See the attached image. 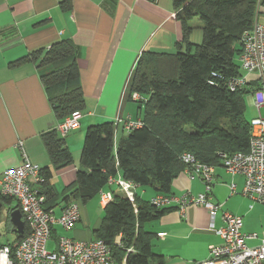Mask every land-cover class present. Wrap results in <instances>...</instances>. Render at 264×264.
<instances>
[{
	"label": "trees",
	"instance_id": "1",
	"mask_svg": "<svg viewBox=\"0 0 264 264\" xmlns=\"http://www.w3.org/2000/svg\"><path fill=\"white\" fill-rule=\"evenodd\" d=\"M172 7L181 31L176 52L142 53L130 78L128 99L132 93L141 97L136 102L141 126L129 131L115 149L114 123L89 126L80 151V169L63 197L64 202L83 205L109 190L113 199L103 207L100 224L92 235L110 248L114 264H164L161 256L153 254L154 235L146 232L144 225L174 208L157 209L135 195L130 200L114 191L110 179L150 188L156 195H169L172 181L184 172L183 154L217 167L221 166L220 154L248 150L250 125L244 112L247 96L258 85L251 81L231 91L228 82L243 75L238 63L241 35L251 27L264 0H172ZM195 19L202 23L199 44L189 38L193 32L189 24ZM25 62L49 69L40 82L59 122L73 112L84 111L76 48L71 42H57L31 52L15 64ZM41 141L54 172L72 167L71 153L56 129L43 133ZM50 171L41 169V190L47 202L56 197ZM0 201L9 205L12 200L0 197ZM12 209L18 206L5 212L2 225L8 235ZM19 240L0 241V246L13 248Z\"/></svg>",
	"mask_w": 264,
	"mask_h": 264
},
{
	"label": "crops",
	"instance_id": "2",
	"mask_svg": "<svg viewBox=\"0 0 264 264\" xmlns=\"http://www.w3.org/2000/svg\"><path fill=\"white\" fill-rule=\"evenodd\" d=\"M64 2L0 0V176L22 163L21 151L17 148V143L21 142L30 164L51 170L50 185L56 197L47 202V207L54 210L73 203L72 200L64 202L63 197L72 188L75 172L80 169L79 156L87 128L104 122L114 123L115 149L128 135L125 122L140 119L137 105L128 99L127 91L141 54H173L181 37L172 0H68V8L64 7ZM263 18L264 7H260L256 20L262 22ZM62 41L71 42L76 48L85 109L80 112L79 127L63 137L73 165L56 173L41 141L43 133L55 130L61 122L53 115L40 82V77L49 69H38L32 62L20 66L15 62ZM214 174L211 195L212 202L220 205L215 219V228H220L222 212L242 218L251 202L242 196V176H230L221 166L215 168ZM231 183L234 193L229 189ZM111 187L121 193L115 183ZM202 191L200 179H189L182 172L172 181L169 195L189 192L195 196ZM132 193L145 202L156 195L154 190L140 187H134ZM85 205H79L80 220L68 232L73 240H93V231L100 224L90 231ZM154 222L147 232L154 235L153 254L161 256L164 264L204 261L209 247L222 242L207 231L208 215L199 206H189L183 216L174 208ZM247 228L242 224L243 234ZM160 234L163 236L159 237ZM246 242L252 243L251 247L260 244L257 239Z\"/></svg>",
	"mask_w": 264,
	"mask_h": 264
},
{
	"label": "built area",
	"instance_id": "3",
	"mask_svg": "<svg viewBox=\"0 0 264 264\" xmlns=\"http://www.w3.org/2000/svg\"><path fill=\"white\" fill-rule=\"evenodd\" d=\"M240 44L238 63L243 75L230 80L228 88L234 91L256 81V90L246 100L249 99L248 103L257 110V117L249 121L248 150L229 156L220 154L221 167L230 176L243 177L244 198L264 205V117L260 114V109L264 108V18L262 22L255 18L251 27L241 35ZM130 100L136 103L141 97L132 93ZM80 117V112H73L60 122L56 127L59 136L63 138L68 132L76 130ZM140 126V120L125 122L128 132ZM17 148L23 161L0 176V197L15 201L24 223V232L13 248L0 246V264H114L110 248L102 240L81 241L58 235L56 227L68 233L80 220L79 205L70 203L61 208L58 215L53 208L47 207V197L41 190L44 183L41 168L29 163L21 142L17 143ZM181 160L185 165L184 173L189 179H200L203 191L195 196L189 192L179 196L158 194L149 203L157 209L175 208L182 216L189 206H199L207 212V231L217 235L222 242L219 246L209 247L206 260L189 264H264V237L259 245L248 247L246 241L255 240L257 236L242 233L240 217L222 212L223 225L215 228V219L220 211V205L212 202L211 195L216 167L203 165L188 153L183 154ZM108 183H115L128 199L133 198L132 189L135 186L132 183L113 179ZM229 189L234 193V184L231 183ZM99 196L102 209L113 199L110 192L101 191ZM119 239L118 236L115 240L117 245ZM50 240L55 243L53 251L46 250Z\"/></svg>",
	"mask_w": 264,
	"mask_h": 264
},
{
	"label": "rangeland",
	"instance_id": "4",
	"mask_svg": "<svg viewBox=\"0 0 264 264\" xmlns=\"http://www.w3.org/2000/svg\"><path fill=\"white\" fill-rule=\"evenodd\" d=\"M191 27H193V34L192 37V42H196L194 44H199L201 41V33H200V28L202 27V23L195 19L193 20L190 24ZM175 51H173V54ZM260 114L262 117H264V108L260 109ZM245 118L250 121L251 119L257 117V110L250 105L249 103L247 104L246 110L244 112ZM60 192V191H59ZM60 201V200H59ZM15 205V201H11L9 206ZM250 208L249 210L245 211L246 214H243L242 219V224L244 226H248V230L246 231V235H256L257 236V242L259 243L260 240L264 237V205L256 202L250 203ZM85 210H86V217L88 218L89 221V228L90 231L94 228L95 225H97L102 217V207L100 206V196H96L94 199L90 200L89 202L86 203L85 205ZM55 214L58 215L60 213V210L56 208ZM6 211H2V216L0 218V241L2 243L4 242H11L13 240V236L11 234H7L3 228V223H5V218H6ZM155 224V222L147 223L144 225V230L149 232L151 230V227ZM58 235L60 237H66L70 238L68 233L63 232L61 229L57 227ZM256 242V243H257ZM246 245L251 247L250 245H253L250 242H246ZM46 250L48 251H53L55 248V243L53 240H50L47 243Z\"/></svg>",
	"mask_w": 264,
	"mask_h": 264
},
{
	"label": "water",
	"instance_id": "5",
	"mask_svg": "<svg viewBox=\"0 0 264 264\" xmlns=\"http://www.w3.org/2000/svg\"><path fill=\"white\" fill-rule=\"evenodd\" d=\"M249 100V99H248ZM4 209V206L2 203H0V218L2 216V211ZM9 213V223L11 225V231L10 234L13 236V238L20 239L24 232V223L21 218V214L18 211V209H12Z\"/></svg>",
	"mask_w": 264,
	"mask_h": 264
},
{
	"label": "flooded vegetation",
	"instance_id": "6",
	"mask_svg": "<svg viewBox=\"0 0 264 264\" xmlns=\"http://www.w3.org/2000/svg\"><path fill=\"white\" fill-rule=\"evenodd\" d=\"M0 203H2L3 206H4V209H3V210L7 212L8 209L10 208L9 205H6V204H5L4 202H2V201H0Z\"/></svg>",
	"mask_w": 264,
	"mask_h": 264
}]
</instances>
